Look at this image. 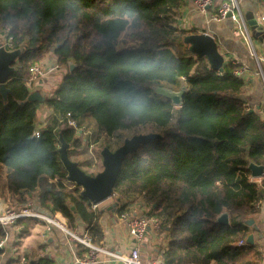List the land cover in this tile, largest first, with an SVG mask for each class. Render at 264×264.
Instances as JSON below:
<instances>
[{"label": "trees", "instance_id": "trees-1", "mask_svg": "<svg viewBox=\"0 0 264 264\" xmlns=\"http://www.w3.org/2000/svg\"><path fill=\"white\" fill-rule=\"evenodd\" d=\"M223 2L213 0L212 12ZM185 6L186 0H0V43L10 39L13 50L22 49L6 100L0 95L4 204L33 200L71 229L89 227L98 212L68 182L61 140L75 162L90 146L100 157L125 139L155 134L122 162L113 186L118 213L133 200L146 207L145 217L166 235L164 264H257L247 222L264 202V109L250 112L241 97L245 83L234 73L240 65L227 61L219 72L191 53L184 38L196 32L176 25ZM46 55L65 71L43 102L28 101L29 69ZM158 87H184L181 106L157 95ZM43 106L50 115L37 129ZM68 114L77 129L67 125ZM251 165L262 167V177H251ZM223 213L228 224L217 222ZM90 234L101 240L97 224Z\"/></svg>", "mask_w": 264, "mask_h": 264}, {"label": "crops", "instance_id": "crops-1", "mask_svg": "<svg viewBox=\"0 0 264 264\" xmlns=\"http://www.w3.org/2000/svg\"><path fill=\"white\" fill-rule=\"evenodd\" d=\"M194 2L195 0H186V6L180 10L176 17L177 27L188 31L194 30L196 34L206 33L212 36L217 43L219 53L224 58V63L236 61L240 67H243L244 73L241 77L245 85L241 97L253 111L261 114L264 109V23L260 19L264 17V0H238L246 28L252 38L257 59L251 55L246 42L230 19L216 22L213 20L215 15L212 12L213 6L201 13L195 8ZM255 25H257L259 31L261 29V35L259 36L256 34L258 29H256V32L251 28ZM40 64L46 72L56 65L54 59L49 55H46ZM61 70H65V68L61 66L50 73L47 72L31 92L38 91L42 95H44V92L48 94L56 86L52 84L53 77L58 79V75L63 72ZM37 115L40 123L37 129H39L50 115V112L45 107H41ZM63 183L72 188L69 183ZM113 204L115 205L114 207L111 206ZM118 204L113 197L103 201L94 210L91 209L94 212H98L96 222H93L89 227L78 224L76 228L81 232L88 228V233L90 234V229L97 224L102 232L101 240L97 242V238L90 234L97 245L119 253H128L134 244H139L142 261L150 262L159 259L160 250L166 244L164 232L159 231L157 234L151 232L143 241L135 242L129 236L125 225L119 220V215L125 212H132L137 216H145L146 207L139 200L129 201L125 212L119 214L117 211ZM263 215L264 202L260 203L259 216L249 220L253 221V224L249 225L250 235L253 236V244L257 251L260 252L259 258L255 259L257 264H260L261 258L264 257V224L261 222ZM254 225L257 227L256 230L253 227ZM19 228L20 230H18ZM254 231L257 233L255 234ZM257 242L262 245H258ZM21 256L27 260L47 258L52 260L53 264H74L75 259L82 260L85 254L82 247L74 244L69 245L67 237L60 230L52 228L47 232L43 223L24 220L18 223L17 228H9L4 249L0 253V264H7L9 261ZM109 264L122 263L111 262Z\"/></svg>", "mask_w": 264, "mask_h": 264}, {"label": "built area", "instance_id": "built-area-1", "mask_svg": "<svg viewBox=\"0 0 264 264\" xmlns=\"http://www.w3.org/2000/svg\"><path fill=\"white\" fill-rule=\"evenodd\" d=\"M195 8L204 13L207 8L211 7L213 0H195ZM230 13V17L227 18V15ZM225 19H230L238 30L240 36L246 42L248 49L256 59L257 55L252 43V38L249 31L246 28L245 21L241 14L238 0H226L218 8L217 12L213 16V20L216 22L223 21ZM261 22L264 23V17H261ZM261 30V29H260ZM9 49H12L10 39L2 42ZM235 65H238L236 61L232 62ZM59 66L55 65L51 67L47 72L50 73L58 69ZM44 69L40 63L33 65L29 69L30 78L27 81L26 85L31 91L34 86L39 82L43 75L47 72H43ZM235 74L241 76L244 73L243 67H240ZM69 117V114L67 115ZM264 119V116H263ZM67 125L70 128L77 129V125L74 120L70 117L67 119ZM34 136H37V131L34 132ZM89 150H92V146L89 147ZM114 195H112L113 197ZM110 197V198H112ZM91 204V209L94 210L98 204ZM35 206H38L34 201H27L21 207L10 208L6 207L4 202L0 199V226L5 232L4 240L0 241V253L4 249L5 240L7 237L6 228L7 227H18V223L24 220H31L38 223H43L45 225L46 231H50L52 228L60 230L66 237L67 243L78 245L84 249L85 257L82 260L75 259L74 264H109L111 262H120L122 264H164L161 259H156L150 262L142 261L140 257V248L139 244H134L128 253H119L113 250H109L103 246L97 245L91 235L88 233V228L83 232L79 231L78 228L71 229L68 227L66 220L62 217L61 214L55 213L53 215L43 214L34 209ZM119 220L125 225L126 230L131 238L135 242L143 241L149 233L157 234L159 233L160 224L158 221L152 218H147L145 216H137L132 212H125L119 215ZM20 230V228L18 229ZM244 242L240 241L238 245H243ZM27 260L21 256L16 264H26ZM259 264V263H258ZM260 264H264V257L261 258Z\"/></svg>", "mask_w": 264, "mask_h": 264}, {"label": "water", "instance_id": "water-1", "mask_svg": "<svg viewBox=\"0 0 264 264\" xmlns=\"http://www.w3.org/2000/svg\"><path fill=\"white\" fill-rule=\"evenodd\" d=\"M229 17L230 13L227 15V18ZM251 28L255 31L258 29L256 34L257 36L261 35V30L259 31L257 25L252 26ZM184 43L189 45V50L192 54L198 57H205L213 70L219 72L223 71L224 58L219 53L217 43L212 36L206 33L191 34L184 38ZM21 52L22 49H9L6 45L0 43V95L4 100H6L7 94L10 92L9 89L6 88V82L13 73V64L20 56ZM68 67L71 72L74 68V64L69 62ZM58 79L60 80L61 77H58ZM155 92L157 95L170 100L174 107H180L185 88L183 87L178 91H173L171 89L158 87ZM27 100L41 103L45 100V97L40 92L34 91L29 94ZM252 111L253 110L250 112ZM156 137L157 135L155 134L136 135L130 139H125L123 144L114 152H111L106 148L103 149L100 154L102 156L103 170L100 173H97L94 177L84 173L78 167L76 162L69 160L67 156V145L61 140L59 153L61 162L67 171V180L78 185L82 190L81 195L88 199L90 203L100 204L112 197L113 186L116 182L124 158L128 154L135 152L141 145L151 142ZM250 171L252 178L262 177L263 169L261 166L251 165ZM119 201V199L116 200L117 203H119ZM111 206L114 207L115 205L113 204ZM34 209L49 216V214L39 206H35ZM71 210H73V207H71ZM217 222L228 224L227 213L221 214L217 218ZM261 222L264 224V215ZM252 224L253 221L247 222V225ZM253 227L255 230L257 229L255 225ZM247 243H253L252 235L247 237Z\"/></svg>", "mask_w": 264, "mask_h": 264}, {"label": "rangeland", "instance_id": "rangeland-1", "mask_svg": "<svg viewBox=\"0 0 264 264\" xmlns=\"http://www.w3.org/2000/svg\"><path fill=\"white\" fill-rule=\"evenodd\" d=\"M2 43V42H1ZM61 71H65V70H61ZM60 71V72H61ZM43 72H46V70H44ZM59 76V75H58ZM56 78L53 77V80H52V84H55L56 85ZM49 93V92H48ZM44 97L47 96V94L44 92L43 93ZM44 107V106H43ZM89 121V124L90 126H94L93 124V121L88 119ZM73 160L79 164V168L83 171V172H86L88 174H97V173H100L102 170H103V166H102V156L100 155L99 156H96L94 153H93V150H89L87 152H83L82 154H79L77 156H74L73 157ZM28 201H33V200H28ZM10 204V205H9ZM5 204L6 207H10V208H18V207H21L22 205H18V204ZM9 228L10 227H7L6 228V232L7 234H9ZM255 234L257 233L256 231H254ZM9 240V239H8ZM258 245H262L261 243L257 242Z\"/></svg>", "mask_w": 264, "mask_h": 264}]
</instances>
